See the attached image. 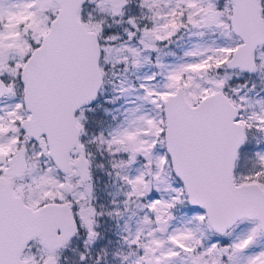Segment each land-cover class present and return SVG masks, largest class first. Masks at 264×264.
<instances>
[{
    "label": "snow or ice",
    "instance_id": "6c2138e0",
    "mask_svg": "<svg viewBox=\"0 0 264 264\" xmlns=\"http://www.w3.org/2000/svg\"><path fill=\"white\" fill-rule=\"evenodd\" d=\"M0 264H264V0H0Z\"/></svg>",
    "mask_w": 264,
    "mask_h": 264
}]
</instances>
